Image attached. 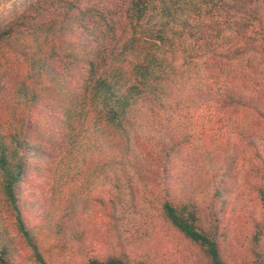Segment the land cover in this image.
Returning a JSON list of instances; mask_svg holds the SVG:
<instances>
[{"label":"trees","instance_id":"trees-1","mask_svg":"<svg viewBox=\"0 0 264 264\" xmlns=\"http://www.w3.org/2000/svg\"><path fill=\"white\" fill-rule=\"evenodd\" d=\"M34 161L53 181L36 223L22 192ZM240 165L264 213V0H0V264H56L63 240L84 264H146L129 248L157 226L192 264H226ZM242 210L264 264V221Z\"/></svg>","mask_w":264,"mask_h":264},{"label":"rangeland","instance_id":"rangeland-1","mask_svg":"<svg viewBox=\"0 0 264 264\" xmlns=\"http://www.w3.org/2000/svg\"><path fill=\"white\" fill-rule=\"evenodd\" d=\"M209 127L214 126L213 121H205ZM212 133V132H211ZM42 164V162H40ZM46 167V165H45ZM41 166L38 170L36 161L32 162L31 170L26 175L23 184L22 192L25 197L26 210L24 212L25 218L32 222H39L42 216L50 207L53 201L52 186L53 181L48 177V170ZM240 171L238 175V182L235 184L236 191L245 190L243 198L236 200V191L233 193V198L228 204L223 215L222 233L220 235L221 252L226 261V264H254V256L250 251L249 235L252 231L251 224L244 225V213L242 210L245 206L254 209V217L264 221L263 208L259 205L257 200H247L249 195L248 186V171L241 165L236 168ZM233 182L235 180L233 179ZM68 184L64 185V191H69ZM103 196L108 199V194L105 188H98L93 192V210L92 215L88 217L89 227L94 237V243L98 247L99 252H104L107 245L102 241L101 236L107 235L110 228V207L108 203L102 206L99 201L95 200L98 196ZM247 200V201H246ZM241 214V215H240ZM251 229V231H250ZM152 241L150 247L147 249L135 250L129 248L132 255L144 260L146 264H192L196 257L193 251L182 249L183 241L175 234L166 233L159 230V226L151 229ZM161 231V232H160ZM250 231V232H249ZM67 241H60L55 249L54 257L56 264H84L87 261V255L81 252L78 247L71 244H66ZM264 248V235L261 240ZM29 254L27 249L22 250L21 257H27Z\"/></svg>","mask_w":264,"mask_h":264}]
</instances>
